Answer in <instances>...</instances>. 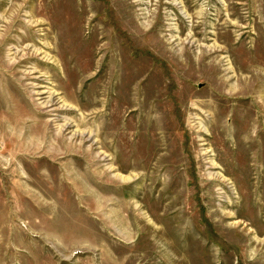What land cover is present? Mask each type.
<instances>
[{
	"label": "rangeland",
	"instance_id": "rangeland-1",
	"mask_svg": "<svg viewBox=\"0 0 264 264\" xmlns=\"http://www.w3.org/2000/svg\"><path fill=\"white\" fill-rule=\"evenodd\" d=\"M0 264H264V0H0Z\"/></svg>",
	"mask_w": 264,
	"mask_h": 264
}]
</instances>
